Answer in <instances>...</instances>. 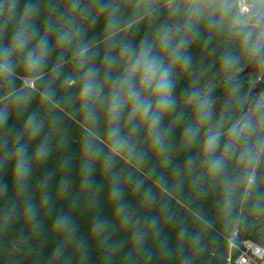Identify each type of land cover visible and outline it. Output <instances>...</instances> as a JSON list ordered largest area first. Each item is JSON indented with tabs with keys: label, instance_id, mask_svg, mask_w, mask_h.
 Listing matches in <instances>:
<instances>
[{
	"label": "trees",
	"instance_id": "trees-1",
	"mask_svg": "<svg viewBox=\"0 0 264 264\" xmlns=\"http://www.w3.org/2000/svg\"><path fill=\"white\" fill-rule=\"evenodd\" d=\"M239 2L0 0V264H236L264 245V96L226 135L248 79L183 105L256 54ZM144 44L172 67L167 107L125 79ZM89 132L141 142V160Z\"/></svg>",
	"mask_w": 264,
	"mask_h": 264
},
{
	"label": "clouds",
	"instance_id": "clouds-1",
	"mask_svg": "<svg viewBox=\"0 0 264 264\" xmlns=\"http://www.w3.org/2000/svg\"><path fill=\"white\" fill-rule=\"evenodd\" d=\"M191 11L195 12L198 10L196 7V0H192V8ZM165 47L168 46L167 41L164 42ZM176 56L177 60L185 59L179 56L177 51L173 53ZM6 56L7 53L5 52ZM135 60L132 65V69L129 74L125 77V79H131V77L136 73L140 72V83L145 89H152V93L156 98V103L161 105L162 107H167L171 102V91L174 86L173 80L171 78L172 67L166 65L161 59L155 56L152 52L151 47L147 44L141 46L138 52L134 53ZM38 60L32 61L33 64L37 63ZM11 66L5 61L4 64H0V71H10ZM91 91V85H89L85 89V94H88ZM151 101H147L144 104H136V111L140 112L142 116L148 117L149 109L151 108ZM119 107L118 102L112 105L113 110ZM151 120L153 125L159 122L160 116L153 114L148 117ZM216 137L213 136L209 139L208 145L211 147L215 143ZM212 168L218 169L220 167L219 161L212 162Z\"/></svg>",
	"mask_w": 264,
	"mask_h": 264
},
{
	"label": "water",
	"instance_id": "water-1",
	"mask_svg": "<svg viewBox=\"0 0 264 264\" xmlns=\"http://www.w3.org/2000/svg\"><path fill=\"white\" fill-rule=\"evenodd\" d=\"M243 27H255L260 30V40L258 49L251 62L244 68L236 71L231 76L217 81L207 87L203 95L195 103H185L183 105L197 106L204 99L210 96L216 89L224 88L229 84L236 83L241 80L248 79L249 91L246 97L244 107L233 126L222 135L228 134L241 124L250 114L253 103L257 97L264 96V80L262 79L261 66L264 56V1L258 0V10L255 14L246 16L240 23Z\"/></svg>",
	"mask_w": 264,
	"mask_h": 264
},
{
	"label": "rangeland",
	"instance_id": "rangeland-1",
	"mask_svg": "<svg viewBox=\"0 0 264 264\" xmlns=\"http://www.w3.org/2000/svg\"><path fill=\"white\" fill-rule=\"evenodd\" d=\"M240 3H241L240 8H241L242 14L244 16L250 15V6L247 5L244 0H240ZM24 82H25V86H28V87H31V88L34 87V85H33L34 84V81L33 80H24ZM76 99H77V97H76ZM90 135L93 136L94 138H96L97 140L101 141L102 143L106 144V146L109 147V148H111V150L114 153H116V154H120L121 153V154L125 155L126 157H128L130 159H133V160H136V161H140L141 158H142V156H141L142 154H140V151L143 148V145H142L141 142L138 143V144H136L137 147L131 148V145H129L128 142H126L125 140H123L121 138V136H118V135L113 134V133L111 135L108 134V133L105 134V135H107L106 136V139H105L107 141V143H106L105 140L102 139V136H97V135L92 134V133H90ZM109 143H112L113 145H115V148L110 147L109 146ZM137 149H139V150H137ZM145 151H147V150H145ZM136 164L139 167L141 166L138 163H136Z\"/></svg>",
	"mask_w": 264,
	"mask_h": 264
},
{
	"label": "built area",
	"instance_id": "built-area-1",
	"mask_svg": "<svg viewBox=\"0 0 264 264\" xmlns=\"http://www.w3.org/2000/svg\"><path fill=\"white\" fill-rule=\"evenodd\" d=\"M233 247L235 246L231 244V248ZM239 251L240 255L236 264H264V245L260 246L252 241H245L239 247Z\"/></svg>",
	"mask_w": 264,
	"mask_h": 264
},
{
	"label": "flooded vegetation",
	"instance_id": "flooded-vegetation-1",
	"mask_svg": "<svg viewBox=\"0 0 264 264\" xmlns=\"http://www.w3.org/2000/svg\"><path fill=\"white\" fill-rule=\"evenodd\" d=\"M264 1V0H263Z\"/></svg>",
	"mask_w": 264,
	"mask_h": 264
}]
</instances>
